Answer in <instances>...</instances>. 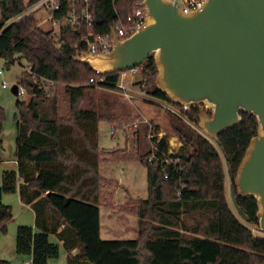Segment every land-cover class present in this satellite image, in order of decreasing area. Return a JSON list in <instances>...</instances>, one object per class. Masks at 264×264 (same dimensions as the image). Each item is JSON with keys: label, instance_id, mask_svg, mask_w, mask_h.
<instances>
[{"label": "trees", "instance_id": "trees-1", "mask_svg": "<svg viewBox=\"0 0 264 264\" xmlns=\"http://www.w3.org/2000/svg\"><path fill=\"white\" fill-rule=\"evenodd\" d=\"M39 1L0 0V58L7 65L26 63L18 83L30 97L16 103L18 166L3 172L0 186V198L18 192L35 211V227L17 229L16 252L31 256V264H48L59 254V244L50 240L54 234L67 251L79 249L69 256L68 264H264V237L256 236L232 209L218 148L193 124H198L199 106L180 107L181 113L168 111L174 133L191 148L189 152L168 154L167 138L157 136L154 150L134 152L147 168L149 186L148 198L131 210L139 218L137 238H101L99 200L104 178L99 171L98 124L116 119L100 112L94 102L83 103L95 85L118 89L123 71L91 83L98 74L74 59L85 52L88 27L83 23L75 30L61 25L56 41L54 31L44 30L28 12ZM90 4L96 34L111 32L118 19L132 10L127 0H91ZM68 9L64 5L52 11L53 20L63 24ZM137 68L142 69L148 94L171 103L157 86L153 54ZM41 80L50 86L40 85ZM62 98L69 106L67 114L60 112ZM241 114L243 121L219 134L217 142L234 175L258 130L255 116ZM4 118L0 106V148ZM167 154L174 163L161 162ZM236 201L248 222L258 225L256 200L236 192ZM13 217L12 207L0 199V231ZM0 264L9 262L0 256Z\"/></svg>", "mask_w": 264, "mask_h": 264}, {"label": "water", "instance_id": "water-1", "mask_svg": "<svg viewBox=\"0 0 264 264\" xmlns=\"http://www.w3.org/2000/svg\"><path fill=\"white\" fill-rule=\"evenodd\" d=\"M141 1L146 8L141 28L125 39L112 30L111 50L74 59L109 74L134 70L153 54L158 88L178 106H209V113L200 112L198 126L218 143L219 134L243 121L241 111L255 116L257 134L236 175L230 170L231 197L247 221L236 192L256 200L264 232V0H204L191 12L183 11L189 0ZM18 90L15 83L12 91Z\"/></svg>", "mask_w": 264, "mask_h": 264}, {"label": "rangeland", "instance_id": "rangeland-1", "mask_svg": "<svg viewBox=\"0 0 264 264\" xmlns=\"http://www.w3.org/2000/svg\"><path fill=\"white\" fill-rule=\"evenodd\" d=\"M24 1L28 2L29 0ZM28 11L31 12L33 9L30 8ZM33 14L44 30H53L54 33H58L60 26L54 23L50 7L38 8L33 11ZM1 19L0 5V21ZM25 67V62L7 65L0 58V70L3 72L0 74V106L5 109L1 135L2 146L0 148L4 163L0 165V185L2 184L3 170L14 168L17 116L19 114L16 103L17 101H29L30 99L24 89L25 95L23 97L12 91L13 85L18 83ZM124 72V75L121 73L118 89H108L95 85V90L87 95L83 103L84 106H89L91 102H94L100 108V112L111 114L116 119L115 123L101 121L98 124L99 171L104 178L103 196L100 198L99 204L100 234L103 240H133L137 238L139 218L137 215L132 214L131 210L132 208L136 209L140 200L148 198L149 186L147 168L135 159L134 152L142 153V151L150 148L154 150L155 142L153 138L155 136L158 140L166 137L170 150L175 154L191 150L188 145H184L170 125L168 111L181 113V106L178 107L173 102L170 103L150 96L146 86L142 83L143 73L141 68ZM4 80L7 81L8 85H2ZM64 98L66 99V97ZM64 98L60 101V112L67 114L69 113V106ZM199 107L202 111L210 112L209 106L205 104ZM193 124L200 130L198 124ZM210 140L218 148L223 161L229 204L239 219L250 227L256 236L264 237V232L260 230L258 225L248 222L237 212L231 197L233 180L230 177L226 155L215 140ZM126 146L127 150H125ZM17 196L16 193H9L5 194L4 199H2L3 203L11 205L14 214L13 219L7 224V229L0 231V255L9 264H14L20 257L24 258V261L30 260L29 255L19 254L15 250L17 228L19 225L35 227L32 213L19 205L21 203ZM50 240L59 243L58 238L53 234L50 235ZM59 247L58 256L49 259L48 264H68L69 255L67 250L62 245H59Z\"/></svg>", "mask_w": 264, "mask_h": 264}, {"label": "built area", "instance_id": "built-area-1", "mask_svg": "<svg viewBox=\"0 0 264 264\" xmlns=\"http://www.w3.org/2000/svg\"><path fill=\"white\" fill-rule=\"evenodd\" d=\"M132 5L131 12L127 15L125 19H118V21L115 23V28L112 30L115 31L117 37L119 39H125L129 36H131L133 33H135L139 28H141L145 22H146V8L143 6L141 0H127ZM91 0H40L37 2L33 7V11L47 6L50 7L52 11L60 10L64 5L69 7L68 11L66 12V17L61 24V22L54 21L55 24H58L60 27L61 25L71 26L75 30H79L82 27V24H86L88 27V35L83 40V44L85 46V52L90 54H99L103 51L111 50L113 47V37H112V30L109 33L106 34H96L94 33L92 29L93 25V14L91 12ZM204 3V0H189L184 4L183 11L184 12H191L196 9H199L202 7ZM31 11V12H33ZM29 12V11H28ZM27 12V13H28ZM59 27V30H60ZM55 40L58 41L59 38L57 36V33H55ZM30 70V68H28ZM2 70H0V74H2ZM122 75L125 74V72H121ZM96 77H93L90 82L94 84H99L101 82L105 81L104 74L97 73ZM36 78V76H34ZM121 79V75H120ZM40 85L48 87L50 84L46 83V81L41 80ZM19 90L18 95L24 96V88L19 84ZM3 86L8 85L7 81L2 82ZM118 86H120V80L118 83ZM190 107V106H188ZM188 107H185L186 109ZM137 125V124H136ZM168 154H175V152H172L169 148ZM161 160L162 163H174L175 159H172L169 157V155ZM154 157V154L152 155ZM165 177H168L166 175ZM18 264H31V261H24L19 262Z\"/></svg>", "mask_w": 264, "mask_h": 264}, {"label": "crops", "instance_id": "crops-1", "mask_svg": "<svg viewBox=\"0 0 264 264\" xmlns=\"http://www.w3.org/2000/svg\"><path fill=\"white\" fill-rule=\"evenodd\" d=\"M2 146V145H1ZM1 155H2V153H0V158H1V164L2 163H4V160H3V158L1 157ZM13 163H14V168L12 169V170H17V166H18V164H17V160H16V157H15V151H14V161H13ZM0 164V165H1ZM5 170H9V169H4L3 170V172L5 171ZM3 172H2V174H3ZM1 186V185H0ZM18 196V198L17 199H20V196H19V193L18 192H15ZM9 194V193H8ZM14 194V193H13ZM89 193H87V195H88ZM5 195V194H4ZM4 195H2V197L0 198L1 199V201H2V199H4ZM103 196V193H101V197ZM20 203L21 204H19V205H21V207L23 208V209H28V211L30 212V213H32V218H33V220H35V211H34V209H33V207L31 206V205H27V204H24L22 201H21V199H20ZM5 204V203H4ZM99 204H100V200H99ZM9 205V204H8ZM11 206V205H10ZM20 226V225H19ZM18 226V227H19ZM100 226H101V223H100ZM33 227V226H32ZM7 229V228H6ZM18 229V228H17ZM100 232H101V227H100ZM54 235V234H53ZM56 236V235H55ZM57 237V236H56ZM58 241H59V245H62L63 246V242L62 241H60L59 239H58ZM15 250H16V248H15ZM67 253H68V255L69 256H71V255H74V254H77L78 253V249L77 248H75V249H73L71 252H69V251H67ZM1 256V255H0ZM2 258V257H1ZM17 258H19V257H17ZM30 260H28V261H31V256H29L28 257ZM3 259V258H2ZM5 260V259H4ZM24 258H21L20 257V259H18L14 264H18L19 262H24Z\"/></svg>", "mask_w": 264, "mask_h": 264}]
</instances>
